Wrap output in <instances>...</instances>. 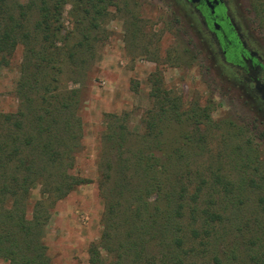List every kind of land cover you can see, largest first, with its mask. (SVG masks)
Listing matches in <instances>:
<instances>
[{
  "label": "trees",
  "instance_id": "obj_1",
  "mask_svg": "<svg viewBox=\"0 0 264 264\" xmlns=\"http://www.w3.org/2000/svg\"><path fill=\"white\" fill-rule=\"evenodd\" d=\"M253 3L264 22V0ZM67 4L71 28L63 20ZM110 5L114 0H0V63L19 45L23 53L20 105L0 112V261L50 264L43 242L50 207L88 181L69 170L81 134L80 89ZM150 82L155 102L140 131L129 130L127 112L105 113L103 179L113 187L110 195L102 191L103 230L91 263L102 264L101 248L112 264H264V163L236 155L245 166L237 179L219 167L207 179L196 156L201 127H218L210 107H185Z\"/></svg>",
  "mask_w": 264,
  "mask_h": 264
},
{
  "label": "rangeland",
  "instance_id": "obj_2",
  "mask_svg": "<svg viewBox=\"0 0 264 264\" xmlns=\"http://www.w3.org/2000/svg\"><path fill=\"white\" fill-rule=\"evenodd\" d=\"M234 1L242 2L248 25L264 45V22L254 9L255 0ZM176 7L167 6L163 0H114V5L108 7L96 59L80 89L81 134L69 170L74 176L88 181L75 186L50 207L43 232L50 264H92L91 247L100 241L103 230L102 191L105 196L110 195L113 187L112 182L103 179L106 170L102 158L105 151L103 136L107 130L105 113L127 112L129 130L140 131L141 117L155 102L149 96L153 86L151 80L159 81L155 88L161 93L165 90L170 98L178 96L185 107L194 103L210 107L211 119L218 127L209 131L201 127L199 133L204 137V147L196 156L200 162L199 170L206 178L208 176L207 179H211L209 170L216 167L237 179V170H244L245 166L236 155L243 157L251 153L253 159L257 156L260 160L254 164L261 168L264 163V117L255 112L250 98L237 90L240 83L229 81L227 76L230 74L218 64L217 67L209 54L203 53L199 41L184 22L183 17L188 20L186 12ZM239 9L243 11L242 6ZM69 11L70 4H67L63 12L67 28L72 27ZM22 54V45H19L7 59L8 64L0 63L1 113L16 111L20 105L16 88L21 76ZM113 82L117 84L118 94L120 91L122 96L128 91L135 93L142 103L125 104L118 111L105 110L111 108L105 102L114 94ZM159 96V100L162 99L163 95ZM233 147H236V153L230 155ZM31 191L33 203L40 196L41 186L38 184ZM208 192L205 191L202 197ZM248 194L250 199H256L253 190ZM99 251L102 264H112L110 254L101 248ZM206 262L203 259V264ZM0 264L8 262L0 261Z\"/></svg>",
  "mask_w": 264,
  "mask_h": 264
},
{
  "label": "flooded vegetation",
  "instance_id": "obj_3",
  "mask_svg": "<svg viewBox=\"0 0 264 264\" xmlns=\"http://www.w3.org/2000/svg\"><path fill=\"white\" fill-rule=\"evenodd\" d=\"M163 1L169 7L177 6L176 9L186 12L188 20L183 17L184 22L199 41V48L209 54V59L214 60L217 67H223L230 74L227 76L229 81L240 83L237 90L250 98L255 112L264 117V45L248 25L242 2Z\"/></svg>",
  "mask_w": 264,
  "mask_h": 264
},
{
  "label": "crops",
  "instance_id": "obj_4",
  "mask_svg": "<svg viewBox=\"0 0 264 264\" xmlns=\"http://www.w3.org/2000/svg\"><path fill=\"white\" fill-rule=\"evenodd\" d=\"M114 85H115V91L113 90L114 91L113 96H111L108 99V101L105 102L106 106H111V108H113V109H111L110 107H107L108 109H105V110L118 111V110L123 109L125 107L124 106L125 104H137V103H139L140 98H138L139 97L138 95L128 91V92H125V94L122 96L121 91H120V94H118L119 93L117 90L118 87H116L117 84L114 83ZM127 90H128V88H127ZM118 95L120 97L119 99H118ZM141 103L142 102H140L139 104H141Z\"/></svg>",
  "mask_w": 264,
  "mask_h": 264
}]
</instances>
